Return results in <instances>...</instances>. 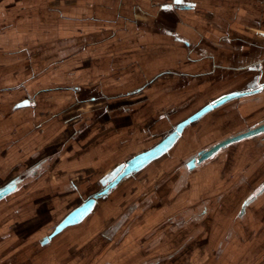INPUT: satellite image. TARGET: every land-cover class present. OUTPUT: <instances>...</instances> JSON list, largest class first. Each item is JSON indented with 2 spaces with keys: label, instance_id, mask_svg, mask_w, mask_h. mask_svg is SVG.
Instances as JSON below:
<instances>
[{
  "label": "rangeland",
  "instance_id": "obj_1",
  "mask_svg": "<svg viewBox=\"0 0 264 264\" xmlns=\"http://www.w3.org/2000/svg\"><path fill=\"white\" fill-rule=\"evenodd\" d=\"M222 1L211 0V3L223 4ZM244 2L246 5L241 8L213 7L215 15L211 17L205 9L201 10V5L183 14L180 21L172 17L170 27L165 25L169 29L159 26L158 19L139 12L137 16L143 14L150 24L135 27L138 40L120 43L119 52L113 55L108 44L97 42L95 47L99 49L104 43V55L94 66L92 58H87L85 64L87 68H100L107 73L92 74L90 69L85 70L82 74L85 83H80L86 84V89L79 93L81 100L100 93L120 95L145 85L162 69L158 66L159 52L173 50L181 44L174 41L178 35L183 37V49L190 51L187 41L199 56L214 55L219 67L212 59L187 63L183 50L178 75H165L126 100L107 102L100 109L81 105L85 115L82 123H75L78 138L64 149L55 164L34 175L29 172L30 166L43 150L56 151L61 145L60 129L65 125V116L60 114L44 124L43 106L38 119L33 113L35 108L24 109L23 126L17 125L0 137V146L5 145L0 148V186L17 176L23 179L16 191L6 195L7 203L21 206V218L7 220L5 227L20 237L14 240L18 241L16 244L22 241V258L18 260L12 250L10 255H13L3 263L46 264L53 255H58L72 259L73 264H143L158 259H164L162 264H264V199L248 208L246 232L234 234L223 244L229 225L243 227L244 231L236 213L240 203L258 189L264 166L256 175H248L244 185L238 179L248 172L251 159L264 155V134L221 150L214 160L204 161L197 170L188 171L184 167L186 160L200 151L264 123V90L255 97L234 99L189 125L179 144L169 153L145 170L125 178L101 198L82 226L68 229L50 247L41 244V239L52 233L69 210L102 190L104 177L117 164L158 144L178 123L218 96L247 88L254 77L258 82L264 81V34H260L264 33V0ZM208 16L217 25H210ZM192 28L197 31L193 32ZM145 33L151 36L147 39ZM197 34L199 40L195 38ZM140 36H143L141 40ZM235 37L238 40H233ZM223 45H234L231 57H226L231 54ZM260 60L263 63L256 70L243 68ZM10 72L8 68L6 75ZM99 82L101 87H95ZM131 83L134 84L129 86ZM60 95H66L64 98L68 100L60 107H51L52 113L77 100L72 91H65L55 92L56 102L61 101ZM15 99L10 96L7 101ZM250 101L257 105H250ZM7 108V118L11 119L14 112ZM40 124L43 126L38 128ZM56 125L59 127L54 131ZM73 125H67L66 132L74 131ZM53 135L57 138H52ZM224 153L228 162L224 161ZM244 154L249 156L246 163L242 160L236 163L237 158L228 159ZM212 162L223 166L217 174L209 169ZM67 181L69 186L65 184ZM170 217L173 220H167ZM118 221L122 227L106 235L104 231ZM15 222L20 225L16 227ZM79 240L81 245L84 243L81 248L77 244ZM109 244H113L112 248H106ZM6 246L0 242L1 259L7 255V250H3ZM78 257H86V261L76 263Z\"/></svg>",
  "mask_w": 264,
  "mask_h": 264
},
{
  "label": "crops",
  "instance_id": "obj_2",
  "mask_svg": "<svg viewBox=\"0 0 264 264\" xmlns=\"http://www.w3.org/2000/svg\"><path fill=\"white\" fill-rule=\"evenodd\" d=\"M261 1L262 0H260V2ZM222 2L223 4L219 2L211 3V0H188L186 2L182 0V3L177 4L175 0H0V137L5 136L7 130L9 129L12 130L13 128L16 129L17 125L23 126L22 119L25 116V113H23V111L26 108H32V109L35 108L33 109V113H35L34 115L35 117H37L36 119H38L39 118L38 116L40 115V111H41L40 107L43 106L42 108L43 112H41V114L44 117L43 118L44 121H42V123L44 124L48 121L54 120L57 116L60 117V114H64L63 116H65L64 119L65 125L64 126L62 125L63 127L60 129L61 130L60 132H62L63 134V137L59 142L61 145L58 146L56 151H53L54 149L52 148L44 149L43 152L41 153V157L39 155L36 161L34 162V164L30 166L31 169L29 172L34 175L36 174V171L44 169V167H46V169H49V167H51L53 164H55L58 161V159L61 158V155L64 154V149H66L69 145H71L72 141L75 138H78L76 136L78 134L76 129L77 124L75 123L77 122L82 123L84 121V115H85L84 111L82 110L83 106L81 107V105L86 104L94 109H100L103 106V104L105 103L107 104V102L115 103L121 100H126L127 97L142 90H145L155 80L165 75L167 76L178 75L179 74L178 64L182 62L183 50H185L183 49V45H182V43H184V41L182 40L183 37L180 35L174 36L176 37L174 41L177 43L180 42L181 44L179 45L178 48L175 47L173 50H165V51L161 50L162 52H159L160 54L159 57H161V61L159 62L158 66L160 68L162 67V69H160L157 72L158 74L154 76V78L149 80L145 85L135 90L129 92L127 91L126 93L120 95H106L105 93L102 94L100 93L98 94L99 96L98 95L92 97L90 96L88 99L81 100L78 99V97L80 96L79 93L82 92L84 89H86V84H83L85 83V80H82L83 79L82 74L86 72L85 70L90 69L89 71H91L92 74H96L98 71L101 74L107 73L106 71L103 70L100 71V68H94V69L90 67L87 68L85 64L87 58H92L94 60L92 65L94 66V64H97V59L101 58L104 55L103 54L105 52V50L103 49L104 43L101 45L102 48L99 49L95 47V45H97V42L104 41L105 44H108L110 47L108 50L110 54L113 55L119 52L121 45L120 43L127 42L130 40L132 41L133 39L138 40V38L136 37L137 33L136 31H134L136 26L144 25L145 23L147 25L150 24L149 18H144L143 14L149 16L150 18L152 17L153 20L158 19L157 24L159 26L166 27L165 25H167L170 27V25L172 24L170 20H173L172 17H175L178 21H180L179 18L182 17L183 14H187L190 11H194L195 8L201 7V5H203L201 10L205 9L210 17L211 15L212 16L215 15L212 9L213 7L217 6L218 9L226 8V7L241 8V5L242 6L246 5L244 0H223ZM210 6L212 7L209 8ZM255 6L261 7L260 5H255ZM161 10H165L166 12L163 13ZM222 11L224 12V10ZM227 11L228 10H226V12ZM139 12L143 13L142 16H137ZM208 12H211L212 14ZM209 16L207 18L211 20L209 22L210 25L213 24L217 25L214 18L212 19ZM181 24L192 26L191 23H190L191 25L190 24L188 25L183 22H181ZM191 30H193V32L197 31L193 28ZM260 34L263 35L264 33L261 32ZM148 35L149 34L145 33L144 37L146 36V38L148 39L149 36H151ZM141 38H143V36H140L139 40H141ZM195 38L199 40V34H197ZM233 40H238V38L235 37ZM185 42L187 47L190 48V51L185 50L186 55L184 56L185 57L184 60H186L187 63L195 64L201 61L203 62L206 59H212L213 62L216 63L217 58L214 55L207 54V55L199 56L198 54L194 53L189 42L187 41ZM72 44H74L75 47H73ZM223 47L228 48V53L231 54L225 56L227 58L231 57L232 54L234 53V49H233L234 45L231 46L223 45ZM121 48L123 50V47ZM73 50H75L76 52L71 53ZM262 63L263 60L256 61L254 63L246 65L243 68L256 70L261 67ZM92 65L91 67H93ZM77 66L80 68L78 69ZM158 66L156 65L157 68ZM216 67H219V65L217 64ZM8 68L9 70H11L9 76L6 75ZM210 73L212 72L210 71ZM255 78L256 77H254V81H252L253 82L252 84L250 83L247 86V88L239 91H250V90L257 91L259 85H262L263 83L258 82ZM81 81H83V83H80ZM90 82L92 83L94 82V80ZM101 84L102 83H100L99 86L98 85H94V86L101 87ZM133 84L131 83L129 86H132ZM65 91H72L75 97L77 98V100L75 101L74 104L62 108L58 113H52L51 107L53 106L60 107L62 104H64L65 100H68L67 98H64L66 95L64 96L60 95V97L58 98L61 99V101L57 100L58 102H56L55 101L56 98L55 99L53 98L55 92L63 94V92ZM236 91L237 90L232 92H227L222 95H226ZM258 94L259 93L257 92L251 93L249 97H255ZM10 96H12V98L15 97L16 99L9 103L7 101V98ZM229 102L230 101L226 102L225 104ZM225 104H223L222 106H224ZM249 104L255 106L257 105V102L250 101ZM49 105H51L50 108ZM7 107H9L14 112L13 118L11 119L7 118L6 115V110L8 109ZM74 107L77 108L74 109ZM70 123L71 124L74 123L73 125L74 131L72 130V132L69 131L66 132V128L69 126ZM263 124L264 123H261L260 125L257 126H261ZM42 126L43 124H40L37 127L39 128ZM257 126H253V127H257ZM57 127L59 126L58 125L53 126L54 131H56L55 129H57ZM34 132L36 133V131ZM261 134H264V132ZM57 135L59 136L60 133ZM57 135H53L52 138H55ZM252 138L243 139L233 144H238L242 141ZM179 140L174 146V148L179 144ZM233 144L227 146L226 148H229ZM3 146L5 145L0 146V148H3ZM226 148L222 150H226ZM219 152L217 153L218 155L220 154ZM140 153L142 152H138L137 154ZM196 156L194 155L193 157H190L184 163V167L188 171L197 170L199 166L203 163V162L200 164L195 163L190 165L192 159L195 158ZM216 156L217 155L215 154L212 158H209L206 161L214 160ZM258 156L251 159L250 161L251 166L249 167L248 172L247 173L245 172L243 177L238 179L239 184L244 185L245 182L249 180V178H247L248 175L249 176L256 175L258 173V170H261L263 168L264 155H258ZM241 157H233L232 155L229 156L228 159L236 160L237 158L236 163L237 161L240 162L241 160L244 161V163L248 161L249 156L247 157L244 154ZM223 158H225L224 161L228 162L226 158V153H224ZM154 162L150 163L146 168L151 166ZM123 163H119V165ZM119 165L117 164L116 167L113 168V170L109 174H107L106 177L104 178L106 179L109 175H111V173ZM209 166H210L209 169H211L212 172L215 171L216 174L219 170L218 168L223 167L222 165L220 167L219 163L217 164L215 162H212ZM146 168H144L143 170H145ZM37 177L39 178L38 174ZM21 178H22L21 176H17L15 178L10 179L9 181H7L6 183L0 186V191L6 188V186L11 185L12 183H14L15 185L14 190L16 191L18 189L19 184L22 183L23 179ZM212 178L214 179V177ZM65 184L69 186L68 181L65 182ZM12 199L13 198H11L10 200L8 199V201H11ZM87 199H84L82 203ZM261 199H264V177L258 189L247 199L245 198L240 203V208L236 213V217L238 219H241L240 220L241 224L244 225V231H243V227L240 228L235 225L231 227L229 225L227 234L225 236L226 241H224L223 244L227 243L228 240H230L234 236V234L240 233L241 235V233L246 232V226H247L246 223L248 224L247 221V216L249 212L248 208L251 207L253 203ZM82 203H80L79 205H81ZM170 205H172V203ZM73 209H75V207L69 210L61 218V221ZM21 213H22L21 206L18 207V205H12L10 203H7L6 197L0 200V242H5L7 245L6 248H3V250L5 249L7 250V255L6 257L3 256L4 259L0 258V264H7L3 262H5L4 260L8 259V257L13 255V254L10 255L12 250L15 256L17 255V257H19L18 260L22 258L21 255L22 241L16 244V242L18 241L14 240L15 238H20V237H18L17 232L8 231L9 229L5 228L7 225V220L13 221L14 218L20 217V215H22ZM87 218L76 226L77 227L82 226L87 220ZM170 219H172V217L167 218V220ZM61 221H59V223ZM15 223H17L16 227L20 225V222H15ZM76 226L66 228L59 235L49 240L45 245L50 247L51 244H53V242L56 240V238H59V236L67 232L68 229L74 227L76 228ZM121 227L122 225L120 226V223L118 221L115 225H112L110 228H107L104 231V233L107 235L109 232L112 231L117 232ZM49 235L50 234L48 233L46 236H44L41 239V242L44 238L48 237ZM79 236L81 237V234ZM71 237L72 235L69 236V238ZM195 240L197 239L195 238ZM199 240L202 241V238H199ZM198 243L199 241L197 240V244ZM77 244L80 245L79 246L80 248L84 245V243L83 245H81L80 240ZM111 246H113V244L107 245L106 248ZM53 256L55 257H51L46 264L74 263L72 259H67L65 257H58V255L57 256L53 255ZM82 258L83 259H80L78 257L77 260H75V262L80 263L82 260L86 261V257H82ZM163 260L158 259L154 262L147 261L146 263L143 264H155L157 263V261L159 262V264H162ZM13 264H18V261H14Z\"/></svg>",
  "mask_w": 264,
  "mask_h": 264
},
{
  "label": "water",
  "instance_id": "obj_3",
  "mask_svg": "<svg viewBox=\"0 0 264 264\" xmlns=\"http://www.w3.org/2000/svg\"><path fill=\"white\" fill-rule=\"evenodd\" d=\"M247 94L249 93L233 92L218 97L217 99L211 101L209 104L205 105L195 114L189 116L185 120L178 123L176 127L173 129V131L170 132L158 144H156L155 146H153L152 148H150L145 152L133 156L125 163L119 165L111 173V175H109L106 179L102 181L104 185L102 190L97 194H95L94 196L85 200L81 205H79L75 209H73L54 228L52 233L48 237L42 240L41 243L45 245L49 240L59 235L66 228L79 225L84 219H86L94 211L96 205L98 204V201H100L101 198L105 197L112 189L116 188L121 183V181L143 170L150 163L162 158L167 153H169L174 148L178 140L182 137L183 131L187 126L199 121L206 114L222 106L226 102L242 97ZM263 132H264V124L261 126L250 128L247 131H244L237 135L227 137L224 140H221L216 144L212 145L211 147L199 152L198 155L192 159L190 165L195 163L200 164L206 161L207 159L212 158L215 154H217L220 150L226 148L227 146L243 139L258 136ZM14 189H15L14 183L6 186V188L0 191V200L6 197V195L11 191H13Z\"/></svg>",
  "mask_w": 264,
  "mask_h": 264
},
{
  "label": "flooded vegetation",
  "instance_id": "obj_4",
  "mask_svg": "<svg viewBox=\"0 0 264 264\" xmlns=\"http://www.w3.org/2000/svg\"><path fill=\"white\" fill-rule=\"evenodd\" d=\"M261 82V81H260ZM261 83H263L262 85H259V88H258V90L256 91V90H250V91H239V90H237L239 93H249V94H247V95H244V96H242V97H239V98H246V97H249L250 96V94L251 93H255V92H257V93H260V92H262L263 90H264V82H261ZM256 87H258V86H256ZM255 87V88H256ZM236 91V92H237Z\"/></svg>",
  "mask_w": 264,
  "mask_h": 264
},
{
  "label": "snow or ice",
  "instance_id": "obj_5",
  "mask_svg": "<svg viewBox=\"0 0 264 264\" xmlns=\"http://www.w3.org/2000/svg\"><path fill=\"white\" fill-rule=\"evenodd\" d=\"M177 4L182 3V0H175ZM194 7V6H193ZM167 10V9H166Z\"/></svg>",
  "mask_w": 264,
  "mask_h": 264
},
{
  "label": "bare ground",
  "instance_id": "obj_6",
  "mask_svg": "<svg viewBox=\"0 0 264 264\" xmlns=\"http://www.w3.org/2000/svg\"><path fill=\"white\" fill-rule=\"evenodd\" d=\"M202 108H203V107H202ZM199 110H200V109H199ZM199 110H198V111H199ZM162 140H163V139H162Z\"/></svg>",
  "mask_w": 264,
  "mask_h": 264
}]
</instances>
